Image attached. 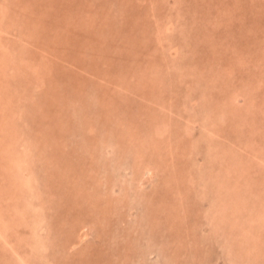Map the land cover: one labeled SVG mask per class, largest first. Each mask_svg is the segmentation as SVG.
<instances>
[{"label": "rangeland", "instance_id": "374dc122", "mask_svg": "<svg viewBox=\"0 0 264 264\" xmlns=\"http://www.w3.org/2000/svg\"><path fill=\"white\" fill-rule=\"evenodd\" d=\"M154 1L0 0V189L8 181L14 186L20 182L29 222L11 210V193L0 195V206L6 200L12 211H0L1 222L17 223L16 233L0 239V264H25L22 257L28 259L31 247L33 257L43 254L33 264H166L164 251L174 245L200 256L198 264L245 263L241 258L232 262L227 250H239V239L232 237L231 248L224 247L213 231L220 198L209 174L212 161L216 164L212 154L241 165L244 158L233 157L230 149L248 162H259L257 150H264V43L258 42L264 41V0H244V9L239 0H230L228 6L239 10H234L237 18L226 21V36L215 14L192 13L188 0ZM205 19L211 25L204 37L213 36L217 45L198 57L192 49H204ZM251 22L261 28L258 35L246 28ZM96 45L104 57H92ZM189 58L199 65L191 63L192 88L186 87L188 77L178 78L179 67ZM176 63L182 64L173 69ZM46 64H52L56 75L42 77ZM248 90L255 91L256 113L247 112L252 105L243 107ZM214 107L218 114L206 115ZM253 117L256 127H240V121L247 124ZM212 120L222 125L211 126L215 137L207 129ZM164 122L166 133L161 132ZM241 129L248 134L239 133ZM124 130L133 136L123 137ZM247 136L256 139L248 143ZM19 155L21 162L14 161ZM258 162L253 173H242L246 176L240 179L246 188H259L255 194L264 210V164ZM138 163L157 170L145 182V192H157L151 201L143 199L133 181ZM43 175L48 184L34 178L42 182ZM238 195L239 202H252L243 190ZM33 219L38 233L31 229ZM84 224L91 237L72 249ZM258 224L264 235V223ZM222 231L224 237L237 234L235 229ZM20 232L24 239L18 238ZM4 242L15 243L20 254ZM247 242L240 244L244 252Z\"/></svg>", "mask_w": 264, "mask_h": 264}, {"label": "bare ground", "instance_id": "6f19581e", "mask_svg": "<svg viewBox=\"0 0 264 264\" xmlns=\"http://www.w3.org/2000/svg\"><path fill=\"white\" fill-rule=\"evenodd\" d=\"M157 0H155L154 2H156ZM180 1V0H179ZM161 2V1H160ZM186 2V0H184L183 2H182V4H184ZM214 2H216V3H214ZM229 2H230V0H188V3H189V5L190 6H192V8H193V10H192V13L193 12H195V13H204V14H206L207 16L209 15V14H215L216 16H217V18H218V20H217V22H218V24H217V26L220 24V28H222V31L221 32H223V31H225V33H223L224 35H222V36H226L225 34H226V32L228 31V29H227V23H226V21H228V19L230 18V20H231V18L233 19L234 17L235 18H237L236 16H237V14L235 13V11L234 10H236L235 8H233L232 7V9H231V7H230V5L228 6V4H229ZM159 3V2H158ZM239 3H240V7H241V9H244V6H246L245 5V3H244V0H239ZM176 4H180L179 2H176ZM202 5V12L200 11L201 10V7H200V9H199V11L197 10V5ZM251 4V3H250ZM249 4V5H250ZM152 5V4H151ZM154 5H155V7H156V4H153L152 6H153V8L152 9H155L154 8ZM161 5H162V3H161ZM161 5L159 6V7H161ZM234 5V4H233ZM203 6H209L210 7V9H207L208 7H206V8H204ZM253 6V5H252ZM212 8V9H211ZM157 10V9H156ZM237 10H239V8L237 9ZM236 10V11H237ZM248 10V9H247ZM198 11V12H197ZM153 12H154V14L155 15H157V16H159L157 13H156V11H154L153 10ZM222 12V13H221ZM191 13V14H192ZM239 14V13H238ZM154 15V16H155ZM176 15V14H175ZM181 15V14H180ZM252 17H255L256 18V16H255V14L252 16ZM176 18H177V16H176ZM175 18V19H176ZM206 18H208V17H206ZM157 19H158V17H157ZM254 19V18H253ZM229 22V21H228ZM254 22V21H253ZM253 22H251L252 24H251V27H246V28H250L251 30H253L255 33H257L256 35H258V32H259V30H261V28L260 29H258V28H256V27H254L253 25ZM262 22V21H261ZM94 24V23H93ZM215 24V23H214ZM90 25V24H89ZM210 25H211V23H210V20H207V19H205V21L203 22V29H204V31L202 32L203 33V35H202V37H201V41L204 43L203 45H204V49H203V51L200 53V51H198L197 49H195V48H191L192 50H196V51H194L193 53L194 54H197L198 55V57H201L204 53H209L210 51H208V50H211L210 48L212 47L213 48V46L215 47L216 45H217V43H216V39H214V37L213 36H211L210 38H207L206 36L204 37V33L206 32V30L210 27ZM262 26H264V25H262ZM218 27V28H219ZM229 27V26H228ZM264 28V27H263ZM132 37V40L133 39H137L138 41H139V39L137 38V36H134L133 34L131 35ZM129 37V36H128ZM86 38L89 40V37L88 36H86ZM86 39V40H87ZM206 39H208V41L206 40ZM255 38H253V40H254ZM257 39V38H256ZM256 39H255V41L254 42H256ZM259 39V38H258ZM257 39V40H258ZM87 40V41H88ZM199 40V39H198ZM209 40H212V41H209ZM259 42V44L262 46L263 45V43H264V41H258ZM261 42H262V44H261ZM126 45V44H125ZM203 45H201L200 44V48H202L203 47ZM92 46V45H91ZM177 46V45H176ZM206 46V47H205ZM130 47V46H129ZM208 49V50H207ZM177 50V49H176ZM199 50H201V49H199ZM91 51V50H90ZM178 51H179V49H178ZM88 53V51L86 52V54ZM211 53V52H210ZM105 52L103 53L102 52V50H100V49H98V47H97V45L96 46H93V52H92V57H94V59H96V58H102V57H104L105 56ZM176 54H178V53H176ZM175 54V55H176ZM228 55V54H227ZM71 56V55H70ZM88 56V55H87ZM204 56V55H203ZM178 58V57H177ZM193 58V57H192ZM194 61H196V59H192L191 60V58H189V60L186 62V64H184L183 65V67L181 68V67H179L180 68V70H182V71H178V73H179V76H178V78H185V77H188V78H185V79H188V82H186V87L188 88L189 87V85L191 86V88H192V85L190 84L192 81H190L189 80V78H191V71H190V69L191 70H194L191 66L193 65V62ZM174 62H176V61H174ZM191 63H192V65H191ZM180 64H182V63H176L175 64V66L173 65L172 66V68L173 69H175V67H176V65H180ZM204 64L206 65L207 64V62L206 61H204ZM258 65H259V63H257ZM52 64H50L49 66H48V64H46V67H47V69H44L43 67V70H42V73H43V76L42 77H48L49 76V74L50 75H56L55 73H54V69H53V67L51 66ZM196 63H194V65H193V67H197V66H199V65H197ZM261 65V64H260ZM259 67V66H258ZM27 68V67H26ZM29 68V67H28ZM202 68L203 67H201L200 68V70H202ZM3 69V68H2ZM186 69H188V70H186ZM204 69H205V66H204ZM203 69V70H204ZM26 70V69H25ZM33 70V69H32ZM184 70H185V72H184ZM26 73H28L29 71H25ZM202 75H204V73L202 74ZM0 76H1V74H0ZM14 77V76H13ZM156 77V76H155ZM177 77V75L175 76V78ZM15 78V77H14ZM111 78V77H110ZM162 78V77H161ZM201 78V77H200ZM114 79H116V78H114ZM15 80V79H14ZM71 82V81H70ZM183 82V81H182ZM202 81H199V83H201ZM263 81H262V78H261V81H260V83H262ZM177 83V82H176ZM185 83V82H184ZM260 83H259V86H258V88H260L261 86H260ZM182 84V83H181ZM202 84V83H201ZM70 85H73L72 83H70ZM69 85V86H70ZM194 85V84H193ZM203 85V84H202ZM202 85L200 86V88L202 87ZM262 85V84H261ZM204 86V85H203ZM0 87H1V85H0ZM160 87V86H159ZM140 88V87H139ZM255 89H257V86H256V88ZM190 92V91H189ZM237 91H235L234 93H233V95H236L237 93H236ZM223 93V92H222ZM247 93H250V97L248 98V102H246V105H244L243 107H248V106H250V105H252V107H250V108H253V109H247V112H251L252 113V111L254 112V108L256 107L255 105L257 104V103H255V101H256V99H255V91L254 90H252V91H250V90H248L247 91ZM3 94V93H2ZM224 94V93H223ZM249 96V95H248ZM207 99V98H206ZM233 99V98H232ZM208 101H210L209 99H207ZM207 100H204V102H205V104H207ZM225 103V102H224ZM203 104V103H202ZM223 104V103H222ZM221 104V105H222ZM209 105V104H208ZM216 107H219L217 104L215 105ZM185 107H187V105L185 106ZM189 107V106H188ZM227 107V106H226ZM222 108H224V106H222ZM229 108V107H228ZM215 107H214V109H213V111H211V115L210 114H206V115H208V116H211L212 118H213V116L215 115H217L218 113V110H217V112L215 111ZM220 110L219 111H221V108H219ZM32 110V109H31ZM136 110V109H135ZM249 110V111H248ZM207 112V111H206ZM222 112H225V111H222ZM240 112V111H239ZM255 113H256V110H255ZM241 114V113H240ZM220 115H222L223 116V114H220ZM256 115V114H255ZM246 116V115H245ZM250 116V115H249ZM228 118V117H227ZM249 118V117H248ZM211 119V118H210ZM231 119V118H230ZM229 119V120H230ZM243 119V118H242ZM234 120V119H233ZM249 120V122L246 124V122H242V121H240L239 123H240V127H245V126H247L248 128H246L247 130H249V128H254V127H256L255 125H253L254 124V117H253V119L252 120H250V119H248ZM245 121V120H244ZM233 122V121H232ZM212 123V124H211ZM221 123V122H220ZM123 124V123H122ZM210 125H208V127H207V129L210 131L209 133H212V136H216L215 134V132H217V130L216 129H214L213 127H211L212 125L215 127V126H217L216 125V123H213V120L209 123ZM8 125V124H7ZM48 125V124H47ZM46 125V126H47ZM221 125V124H220ZM220 125L219 126H217V128H219L220 127ZM9 126V125H8ZM222 126V125H221ZM166 127H167V124H166V122H164V124L162 125V128L161 127H159V128H161L162 129V133H166ZM120 128H123L121 125H120ZM216 128V127H215ZM89 129H91V127L89 128ZM160 129V130H161ZM92 130V129H91ZM247 130L246 131H242V129L240 130V132L239 133H245V134H248V132H247ZM237 131H238V129H237ZM167 132H169L168 130H167ZM264 132V131H263ZM241 134H239V135H241ZM217 135L219 136V134L217 133ZM130 137V136H133V133L131 132V131H126V130H124V133H123V137ZM221 136V135H220ZM248 137V139H249V136H247ZM134 138V137H133ZM136 138V137H135ZM253 138H255V137H253ZM252 137H251V139H249V142L248 143H251V142H254L255 141V139H253ZM141 140L143 139V137H141L140 138ZM167 139H171L170 137L169 138H167ZM4 140V139H3ZM213 140H214V138H213ZM43 141V140H42ZM258 142H259V140H258ZM1 143V142H0ZM6 143V142H5ZM136 143V142H135ZM4 144V143H3ZM138 144V143H137ZM213 144V143H212ZM180 145H182V144H180ZM9 146V145H8ZM8 146H6L5 148H7ZM246 146H247V143H246ZM222 148V147H221ZM138 149H140V147L138 148ZM151 149V148H150ZM146 150H148L147 148H146ZM152 150H154V148H152ZM218 150H220V149H218ZM217 149H216V151H218ZM222 150V149H221ZM226 150V149H225ZM231 150V154H234V156L233 157H241V159L243 160V158H244V160H243V162L242 163H239V164H241V165H238V164H236V163H234V161H231L230 163H227V161L228 160H226L223 156H221V155H218V153H216L215 155H213L212 154V157L213 158H215L216 160H214L215 162H216V164H214V162L212 161V164L213 165H211L212 167L210 168V172H212L213 173V175H210L209 174V172H207V174H209V176H210V182H211V184H212V187H214V191L217 193L216 195L218 196V198H220L219 200H220V202H217V206H215L216 207V209H214V211H213V217H214V222H213V226H214V229H213V231H214V233H215V235L220 239H223V246L225 247H230L231 248V244H229L230 242L229 241H234L236 238H238L239 239V243L241 244L242 242H243V240H246V241H248L247 242V244H246V247H245V252H244V250L242 251V248H241V245L239 244V245H237V246H235V247H240L239 248V250H236V252H234L233 251V254H231L232 253V251L230 252V250L229 249H227L228 250V253H229V255H230V258H231V260H232V262H234V263H237V261L241 258V260H245V263H243V264H264V262L262 263L261 261H264V235L263 234H261V227H260V225L258 224V223H264V210H262V208H260V206L261 205H259L258 204V202H260L259 200H261L262 201V198L260 197V195L259 194H255V192H257V190L259 189L258 187H256V186H254L255 187V189H253V186H247V188L246 187H244L245 185H247L246 184V182H243L244 180L243 179H240L241 177H245L246 175H243L242 173H246V174H251V173H253V171L252 170H254L255 169V166L257 165V163L256 162H258V161H253V162H251V161H249L248 162V160H247V158L244 156V155H242V154H238V150H236V151H234V150H232V149H230ZM229 150V151H230ZM8 151V150H7ZM135 151V150H134ZM137 151V150H136ZM135 151V152H136ZM138 151H140V153L141 152H143V151H141V150H138ZM157 151V150H156ZM215 151V152H216ZM9 152V151H8ZM257 152H258V158H259V162L258 163H261V164H264L260 159H263L264 160V150H261V149H258L257 150ZM256 152V153H257ZM182 154H186V153H188V150L186 149V150H184V151H182L181 152ZM145 154V153H144ZM151 154H153V153H151ZM177 156H179V155H177ZM185 156H187V155H185ZM12 157H14V156H12ZM144 157V156H143ZM166 157V156H165ZM220 157H222L224 160V162L221 160V158ZM136 158V157H135ZM246 158V159H245ZM14 159V158H13ZM143 158H141V160H142ZM238 159V158H237ZM19 161V162H21V159H20V155L18 156V157H16L15 159H14V161ZM145 160H147V159H145ZM144 160V161H145ZM176 160H178V159H176ZM241 160V161H242ZM241 161H239V162H241ZM46 165V164H45ZM138 166H136V168L137 169H135L134 171H133V181L134 182H136V186H137V188H138V190L139 191H141L140 193H141V195H143V199L144 200H149V201H151V200H153L154 199V197H156L157 196V192H156V190L155 189H153L152 190V192L150 193H148V192H145V189L147 188V185L148 184H145V182L146 181H148V180H150V178L153 176L154 177V173L157 171H152V169H151V167H149L148 165V167L146 166V164L144 163L143 165L141 164V163H138L137 164ZM215 165V166H214ZM243 166V167H242ZM182 167V166H181ZM71 168V167H70ZM152 168H155V167H152ZM176 168V167H175ZM184 168V167H183ZM74 169V168H73ZM79 170V169H78ZM155 170V169H154ZM13 171H15L14 169H13ZM73 171V170H72ZM9 173L10 174H12L13 175V172L10 170L9 171ZM33 173H36L35 171L34 172H32V174ZM79 173V172H78ZM191 173H192V171L190 172V175H191ZM157 174V173H156ZM11 175V176H12ZM242 175V176H241ZM71 176V175H70ZM45 177L46 176H44L43 175V180H42V182H40V180L38 179V177L36 176V177H34L35 178V180H37L39 183H41V184H43L44 182V180H45V182H47V179H45ZM75 179L74 180H77V178H76V175H75V173H74V176H73ZM152 177V178H153ZM156 177V176H155ZM170 177V176H169ZM193 177V176H192ZM191 178V177H190ZM174 179H175V177H174ZM5 181L7 180V179H4ZM9 180V179H8ZM27 180V179H26ZM152 181H153V179H152ZM190 181L193 183L194 182V179L192 178V179H190ZM29 182L30 183H32L33 181H31V179H29ZM55 182H56V180H55ZM149 183V182H148ZM20 184V182L19 183H16V187L13 185V181L11 182V181H8L7 182V184L5 185V187H3V188H1L0 189V195H3L5 192L8 194V193H11L12 194V198H11V200H10V203L12 204V209L11 210H13V213H17V214H21V215H18L17 217H19L20 218V220H25V222L24 223H27V214L26 213H24V209L28 206V198L26 197V196H24V195H21V191H20V189H19V185ZM23 185H25L26 183H22ZM47 184H48V182H47ZM220 184H222L221 186H220ZM27 185V184H26ZM243 185V186H242ZM250 185V184H249ZM2 187V186H1ZM244 188V189H243ZM253 190H252V189ZM241 190H243V193L244 194H247V195H250L251 196V198H252V202L250 203V204H245V203H241V202H239V201H241V199H243L242 198V196L243 195H241L240 194V198L241 199H239V195H238V193H241ZM246 190V191H245ZM256 190V191H255ZM6 195V194H5ZM238 195V196H237ZM264 196V195H263ZM7 198V196H5V198H4V200ZM237 198L239 199V200H237ZM30 199V198H29ZM234 200L235 201H238L239 203H241L240 205H239V203H237L240 207H238L237 206V204H234L233 202H234ZM254 200V201H253ZM257 200H258V202H257ZM23 201H25L23 204H22V202ZM70 201V200H69ZM218 201V200H217ZM5 202H8V201H6L5 200ZM5 202L4 203H2L1 205L2 206H0V211L2 212H6V209H7V204H9V203H6L5 204ZM37 209H39V210H44V208L42 209V205H38L37 206ZM8 210V209H7ZM12 212V211H11ZM11 212L8 210V213H10L11 214ZM40 212V211H39ZM44 212V211H43ZM43 214V213H42ZM242 214V216H240ZM248 217L247 219V221H248V225H249V229L247 228V229H245L244 228V222H245V217ZM243 217V219H241ZM16 218V217H15ZM86 218H88V217H86ZM40 220H42L41 218H40ZM85 220V219H84ZM240 220H242V222H240ZM19 222V221H18ZM84 222H86L85 224H87V223H90L91 221H89V220H86V221H84ZM21 223H23L22 221H21ZM20 223V224H21ZM29 223V222H28ZM27 223V224H28ZM84 224V228H82V231L80 232L81 233V235H80V237H79V239L78 240H76V241H72V243H71V248L73 249V248H75V249H77L80 245H79V243L80 244H84V242H86L87 240H89V238L91 237L90 235H89V233H91V232H89V228H87L86 226L87 225H85ZM91 224V223H90ZM16 225H17V223H15L14 222V220H12V222L10 223V224H8V223H4L3 224V222H1V220H0V239L1 240H5V239H7V238H9L11 235H13L14 233H16V230H14L13 228H16ZM92 225H93V223H92ZM92 225H91V227H92ZM33 226V227H32ZM148 226V225H147ZM216 227V228H215ZM33 228H36L35 230L33 229ZM223 228H226V229H228V234L229 233H231V232H233V230L235 229V231H236V235L235 234H233V233H231V237L230 236H228V237H224V231H222L223 230ZM234 228V229H233ZM31 229L33 230V233H34V231L36 232V233H38V227L35 225V222H34V219H33V223H31ZM22 231V230H21ZM52 231H53V229H51V234H53L52 233ZM8 232L9 233H11L10 235L8 234ZM24 232V231H23ZM55 232V231H54ZM224 232V233H223ZM35 233V236H37V234ZM49 235V234H48ZM68 235V234H67ZM127 235V234H126ZM40 236V235H39ZM232 237H234V240L232 239ZM4 238V239H3ZM18 238H20V239H24V237H23V233L22 232H20V236L18 237ZM37 238H38V236H37ZM37 238L36 239H34V241L37 243ZM78 238V237H77ZM69 239V238H68ZM154 238H152V240H153ZM8 240V239H7ZM73 240V239H72ZM151 240V241H152ZM260 240H262V242L260 243ZM7 242V241H6ZM177 245H178V243L176 242V241H174ZM5 243V242H4ZM12 243V242H11ZM9 243L8 242V244L7 243H5V245L6 246H8L9 247V245H11V249L12 250H14L15 251V253H18V255L20 254V249H19V247L15 244V243ZM44 244V243H43ZM192 244V243H191ZM29 244H27V246H28ZM33 245L35 246V244H34V242H33ZM79 245V246H78ZM24 246V245H23ZM187 246V245H186ZM31 247V246H30ZM37 248H39V246H36ZM70 247V246H69ZM187 247H189V245L187 246ZM0 248H3V247H1L0 246ZM18 248V249H17ZM46 248H47V246H46ZM174 248V249H173ZM178 248V249H177ZM183 248V250L181 249V247L180 246H178V247H176L175 245L172 247V249L174 250H172V249H170V253L169 252H165L164 251V253H165V255H166V257H167V263L166 264H185V263H187V264H198V262H196V260H195V258L196 257H199L200 258V256H196V255H194L191 251H189L188 250V248L186 249V248H184V247H182ZM31 255H29V257H28V259L26 260V258L25 257H22V258H24V259H22V262H26L25 264H33V262H36L35 260H38V259H42V253L41 254H39L38 253V255H39V257H37V258H35V257H33V247H31ZM36 249V248H35ZM188 250V251H187ZM194 250V249H193ZM176 251V252H175ZM46 252V251H45ZM149 252V251H148ZM243 252H244V254H243ZM247 252V253H246ZM184 253H185V255H186V253H187V256H186V260H184V258H183V256H184ZM81 254V253H80ZM249 255V257H247L246 255ZM12 255H14V254H12ZM35 256H36V253H35ZM244 257H245V259H244ZM31 258H33V260L31 259ZM236 258H239L238 260H236ZM179 259H181V260H179ZM25 260V261H24ZM50 260V259H49ZM179 260V261H178ZM94 261V260H93ZM132 261V260H131ZM134 262V261H133ZM50 264H56V261H55V263H54V261H52V263H50Z\"/></svg>", "mask_w": 264, "mask_h": 264}]
</instances>
